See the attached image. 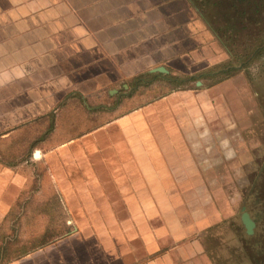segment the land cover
Wrapping results in <instances>:
<instances>
[{"label": "crops", "instance_id": "0c3cea01", "mask_svg": "<svg viewBox=\"0 0 264 264\" xmlns=\"http://www.w3.org/2000/svg\"><path fill=\"white\" fill-rule=\"evenodd\" d=\"M229 54L195 0H0V221L33 184L67 227L7 264H218L226 209L181 194L218 187Z\"/></svg>", "mask_w": 264, "mask_h": 264}, {"label": "rangeland", "instance_id": "374dc122", "mask_svg": "<svg viewBox=\"0 0 264 264\" xmlns=\"http://www.w3.org/2000/svg\"><path fill=\"white\" fill-rule=\"evenodd\" d=\"M201 1L204 0H195V3L201 7ZM220 1L226 0H207L204 8L210 19L213 20L214 15L217 21H221L220 17L223 16L224 21L230 20L238 27L240 20L237 14L234 17L235 10L231 5L238 0H230L227 5L232 17L224 15ZM238 6L244 12L245 19H248L243 23L247 27L232 29L231 40H222L230 52V61L220 67H230L228 77L234 78L219 94L226 100L223 103H227V113L218 115L214 127L217 149L212 162H215L217 172L211 173V181L215 180L218 187L183 190L181 196L188 192L193 204L182 207L189 214L198 211V202H209L219 212L226 209L225 217L210 228L219 230V236H204L208 247H218L219 251L215 254L218 264H264V0H243ZM238 89L242 90V94ZM26 147L23 142H12L8 150L15 156L6 159L22 160ZM25 152L26 156L32 153ZM33 160L29 163L32 182H48L50 176L45 162L34 163ZM57 163L59 160L53 159L51 164ZM32 186L12 192L14 200H19L18 204L12 208L8 221H0V237L4 236L5 241H17L14 245L17 248H30L43 240L49 241L67 228L64 221L44 218L57 217L58 211L54 206L36 205L43 198H35ZM44 209L47 212L41 213ZM243 211L249 213L255 224L252 234H247L242 223Z\"/></svg>", "mask_w": 264, "mask_h": 264}, {"label": "trees", "instance_id": "16d2710c", "mask_svg": "<svg viewBox=\"0 0 264 264\" xmlns=\"http://www.w3.org/2000/svg\"><path fill=\"white\" fill-rule=\"evenodd\" d=\"M242 1L243 0H238V2L235 1L234 3H231V5H232L233 9L235 10L234 17L237 14L238 15L237 16L238 20H240V23L238 24V27L243 29V28L247 27V25L244 27L243 23H244V21H248V19L247 18L245 19L244 12L241 11L239 6H238V3L242 2ZM200 3L201 4L203 3L202 6L200 7L203 16L213 26V29L217 32L218 37L221 40L230 41L231 40L232 29L238 28L237 25H235L230 20L227 21V19L224 21V19L222 18L223 16L220 17L221 21H217L214 15H212L213 16V20L210 19V17L207 14L208 12L204 8L207 5V3H208L207 0H204L203 2L201 1ZM228 3H230V0L220 1V3H219L220 6H221V9L224 10V15L225 16H227V14L229 15V11H228V8H227ZM207 16L209 18H207ZM230 17H232V16H230ZM249 21H253V20H249ZM11 213H12V211H10V214L8 215L7 219L4 220V221H8L9 218H11V215H12ZM52 237H55V236H52ZM16 243H17V241L16 242L15 241L14 242L5 241L4 236L0 237V245H2V246H0V264H7L8 262H10L12 260L20 258V257L28 254L32 250L36 249L37 247H40V246L44 245L45 243H48V241H46V240L44 241L43 240L41 243H38L37 245L32 246L30 248H27V246L24 247V248H21V247L17 248L16 246H14ZM26 243L27 242H25L24 244H26Z\"/></svg>", "mask_w": 264, "mask_h": 264}, {"label": "water", "instance_id": "95a60500", "mask_svg": "<svg viewBox=\"0 0 264 264\" xmlns=\"http://www.w3.org/2000/svg\"><path fill=\"white\" fill-rule=\"evenodd\" d=\"M158 71H164V69L163 68H158L157 69ZM244 209V208H243ZM249 213L248 212H246V211H243V213H242V217H241V219H242V223L245 225V227H246V231H247V233L248 234H252L253 233V228H251V229H249V227H248V225H247V222L249 221V222H251L252 220H250L249 219ZM254 222L252 221V226L254 227Z\"/></svg>", "mask_w": 264, "mask_h": 264}, {"label": "bare ground", "instance_id": "6f19581e", "mask_svg": "<svg viewBox=\"0 0 264 264\" xmlns=\"http://www.w3.org/2000/svg\"><path fill=\"white\" fill-rule=\"evenodd\" d=\"M249 219L251 220V218L249 217ZM247 225H248V227H249V229H251V228H253V226H252V221L251 222H247Z\"/></svg>", "mask_w": 264, "mask_h": 264}]
</instances>
